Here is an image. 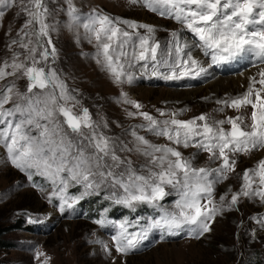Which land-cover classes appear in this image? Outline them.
Segmentation results:
<instances>
[{
  "label": "snow or ice",
  "instance_id": "1",
  "mask_svg": "<svg viewBox=\"0 0 264 264\" xmlns=\"http://www.w3.org/2000/svg\"><path fill=\"white\" fill-rule=\"evenodd\" d=\"M131 3H140L181 28L172 30L162 44L155 37L153 25L113 18L97 10L82 19L72 0H66V26L83 27L84 38L89 43L95 41L93 59L117 85L131 84L135 69L142 75L150 71L152 76L174 81L204 76L210 67L221 63H264V0ZM15 5L16 0H0L3 8ZM19 7L26 14L25 23L9 47L19 46L20 51L14 50L11 61L6 58L0 64V82L14 77L0 83V147L6 149L10 164L30 182L40 177L51 187L48 202L60 213L75 211L80 201L101 195L110 205L130 213L143 205L153 209L154 216L116 220L108 217L110 208H103L94 220L101 228L114 230L116 251L127 254L139 248L153 230L159 231L161 240L181 233L203 238L211 232L215 217L232 210L241 197L259 198L264 205V158L243 171L240 189L231 194L230 200L227 194L221 195L218 203L213 199L216 185L235 172L238 154L264 150V70L259 72V88L255 87V77H249L243 94L216 101L217 112L250 106V124L243 115L217 120L202 113L180 119L183 109H157V117L141 110L139 102L121 92V102L136 110L127 115L142 118V123L124 130L131 137L124 141L105 134L101 129L108 123L102 118L93 120L88 108L81 107L79 113L73 110L80 101L54 66L58 53L51 33L58 25L49 22L53 12L46 0H19ZM4 15L0 11V17ZM185 31L192 35L191 42L182 38ZM194 50L207 59L196 57ZM21 78L27 80L23 92L15 85ZM70 101L74 102L72 107ZM9 103L11 107H6ZM140 130L168 143H153ZM181 147H192L195 152L185 157ZM200 152L208 154V161L196 167L194 160ZM122 153L143 156L145 163L137 169L130 156ZM217 162L218 166L211 167ZM33 186L43 190V185ZM73 187L81 191L71 194ZM173 193L177 197L173 205L164 206L162 202ZM258 223L264 224V218H258ZM103 246L107 251V245Z\"/></svg>",
  "mask_w": 264,
  "mask_h": 264
},
{
  "label": "rangeland",
  "instance_id": "2",
  "mask_svg": "<svg viewBox=\"0 0 264 264\" xmlns=\"http://www.w3.org/2000/svg\"><path fill=\"white\" fill-rule=\"evenodd\" d=\"M46 3L53 12L49 22L58 25L57 30L51 33L58 53L54 66L80 101L73 110L79 113L81 107H86L93 120L99 122L102 118L106 121L108 127L101 129L105 134L128 141L131 137L124 130L130 125L142 123V118L127 115L128 111L136 110L121 102V92L139 102L141 110L157 117V109L169 112L183 109L178 117L180 119H190L202 113L217 120L243 115L246 123H251L250 106L239 110L225 108L223 112L214 110L218 107L217 100L243 94L248 88L249 77H255V87L259 88V72L264 70V63L258 60L221 63L210 67L204 76L174 81L152 76L150 71L142 75L139 69H135V79L131 84L117 85L93 59L95 41L89 43L84 38L83 27L66 26V0H46ZM72 3L81 13L82 19L97 10L113 18L153 25L156 28L155 37L162 44L169 39L172 30L181 28L173 20L149 11L140 3L133 4L131 0H72ZM0 11L5 12L0 17V64H3L6 58L11 61L14 50L20 51L19 46L9 45L25 23L26 14L19 7V0H16V5L11 9L0 7ZM140 31L144 32L143 29ZM182 38L190 42L193 40L192 35L186 31L182 33ZM194 55L201 60L207 59L198 50H194ZM249 69L255 70L240 84L233 81V76L241 75ZM13 79L14 77H8L0 83ZM15 85L23 92L26 90L27 80L16 79ZM73 104L74 102H69L70 107ZM6 107H11V103ZM140 134L153 143H168L166 139L147 134L143 130H140ZM180 151L188 157L195 149L181 147ZM121 155L130 156L137 169L145 163L143 156L134 153ZM261 158H264V150L238 154L235 172L216 185L214 201L218 203L220 196L224 194L230 200L231 194L240 189L243 171L254 167ZM207 161L208 154L200 152L195 157L194 165L204 166ZM216 166L218 162L211 165ZM33 183L43 185V190L41 187H34ZM69 191L77 194L81 189L73 187ZM50 192L51 187L43 184L42 178L34 177L30 182L24 173L14 168L7 158L6 149L0 147V227L18 225L2 235L13 246L0 250V264H45V261L47 264H264V224L258 223V218H264V205L259 198L241 197L232 210L215 217L211 232L203 238L195 239L187 233H181L161 240L159 231L153 230L139 248L120 254L112 241L114 230L111 227L101 228L94 223L102 209L93 213L83 206V202L91 196L80 201L75 211L60 213L54 204L48 202ZM176 199L173 193L162 203L170 208ZM104 208H110L108 217L116 220H122L126 216L134 220L138 216L156 215L146 205L140 206L135 213L109 203ZM95 241H102L103 244ZM103 245H107V251ZM37 253L44 255L38 257Z\"/></svg>",
  "mask_w": 264,
  "mask_h": 264
},
{
  "label": "trees",
  "instance_id": "3",
  "mask_svg": "<svg viewBox=\"0 0 264 264\" xmlns=\"http://www.w3.org/2000/svg\"><path fill=\"white\" fill-rule=\"evenodd\" d=\"M83 206L85 208H88L89 211L93 212V213H97L98 211H100L101 209H103L104 207L108 206V203H106L105 200L101 199V196H91L90 198H88L87 200H85L83 202ZM12 227H18V225L16 226H12ZM12 227H7V228H1L0 227V250L2 249H6V248H11L13 246V244L11 242H9L8 240L4 239L2 237L3 233L8 231L9 229H11Z\"/></svg>",
  "mask_w": 264,
  "mask_h": 264
},
{
  "label": "bare ground",
  "instance_id": "4",
  "mask_svg": "<svg viewBox=\"0 0 264 264\" xmlns=\"http://www.w3.org/2000/svg\"><path fill=\"white\" fill-rule=\"evenodd\" d=\"M254 70L255 69H249V70L243 72L241 75L236 74L235 76L232 77V79L235 83L240 84L243 81V79H246L251 73L254 72Z\"/></svg>",
  "mask_w": 264,
  "mask_h": 264
}]
</instances>
